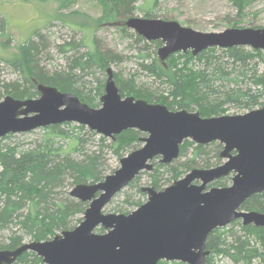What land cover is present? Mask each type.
Instances as JSON below:
<instances>
[{"label":"water","instance_id":"1","mask_svg":"<svg viewBox=\"0 0 264 264\" xmlns=\"http://www.w3.org/2000/svg\"><path fill=\"white\" fill-rule=\"evenodd\" d=\"M125 24L147 41L161 40V60L178 52L192 51L196 56L210 48L264 50V28L200 32L175 20L148 17H131ZM106 72L99 108L42 84L37 98L8 95L0 101V138L64 123L84 125L112 139L128 129L147 133L140 139L144 145L122 157L114 173L72 189L73 198L89 202L78 226L49 240L0 249V264H13L26 251L35 252L45 264H207L208 236L217 228L235 220L264 227V212L242 209L253 194H264V108L209 118L198 111H173L164 104L122 97L112 68ZM187 139L202 145L218 141L225 161L216 167L193 168L163 190L144 187L147 201L128 214L104 213L136 176L154 169L155 158L163 164L175 161ZM230 174V186L208 188ZM98 227L106 232L98 233Z\"/></svg>","mask_w":264,"mask_h":264},{"label":"trees","instance_id":"2","mask_svg":"<svg viewBox=\"0 0 264 264\" xmlns=\"http://www.w3.org/2000/svg\"><path fill=\"white\" fill-rule=\"evenodd\" d=\"M60 8L72 7L75 0H58ZM102 8V15L90 18L74 11L76 19L68 20L74 29L82 30L90 26L97 27L106 22L120 21L121 18L134 17L136 10L145 12V17L153 16V9L159 0H97ZM142 1V2H141ZM141 2V4H139ZM242 12L250 0H233ZM58 19L63 20L61 14ZM78 19V20H77ZM88 19V20H87ZM125 23V22H124ZM125 29V28H124ZM6 20L0 18V35H5ZM7 34V33H6ZM37 37V38H36ZM139 39H143L138 35ZM11 36L9 35L7 44ZM156 56L144 65V71L157 86L151 88L140 85L136 79H124L114 73L122 97L133 96L149 103L164 104L173 110H198L202 117L218 116L225 105H234L248 111L264 108V50L247 47L227 49L210 48L198 55L192 51L178 52L166 60L158 56L162 42L154 41ZM83 39L78 42L66 41L57 46L58 51L66 56L64 69L48 68L41 61V56L49 47L44 36L36 30L25 42L17 47L11 58L0 59L7 62L19 74L17 80L6 82L0 79V96L9 94L16 99H31L40 95L38 85L54 86L60 91L73 93L90 107L100 104L105 84L85 78L93 72H104L119 55L111 50H102L98 44L88 46L85 53L80 48L87 47ZM121 59V58H120ZM1 70V67H0ZM107 73V72H106ZM221 116V115H220ZM69 123L44 127L42 138L28 148L18 145H4L0 139V234L9 231L6 242H0V249H15L23 244L25 237L35 241H44L56 232L71 230L76 227L73 219L77 214H84L87 203L69 196L67 186L93 184L102 181L108 170L107 154L124 157L139 142L138 130L128 129L110 140L84 125L78 128ZM78 129V131H77ZM82 130L96 143L94 149L85 151ZM13 134L6 135V138ZM69 140L68 146L63 144ZM222 144H196L185 140L180 148L178 159L191 156L175 165L157 163V168L150 173L151 186L160 190L164 182L180 176L197 166L211 168L220 160ZM212 159H215L212 161ZM166 171V172H164ZM168 176L165 178L164 174ZM224 178L216 181L220 183ZM137 176L127 186L125 203L140 206L144 196V186ZM225 187L224 185H219ZM244 210L264 212V194H253L243 206ZM127 208L120 213L127 214ZM232 227L217 228L207 240L210 255L207 264H215L214 259L227 257L234 264H264V227L243 226L240 220L232 222ZM234 225H239L241 234L235 232ZM49 240V239H48ZM13 264H44L43 259L33 251L24 252ZM158 264H186L178 261H160Z\"/></svg>","mask_w":264,"mask_h":264},{"label":"rangeland","instance_id":"3","mask_svg":"<svg viewBox=\"0 0 264 264\" xmlns=\"http://www.w3.org/2000/svg\"><path fill=\"white\" fill-rule=\"evenodd\" d=\"M141 2L139 4H141ZM154 8L155 9L152 11L153 16L148 18L175 20L184 26L190 27L200 32H221L227 28H264V0H250L249 4L242 12L234 4L233 0H159L158 5ZM74 11L80 12L81 15L84 14L90 18H98L102 15V8L98 4L97 0H75V2L72 4V7L69 8H60V3L58 0H0V18L4 17L6 20L5 35H0V59L11 58L17 51V47L21 43L25 42L30 36H32L36 30H39L49 45L47 51L45 52L48 53V55L45 56L43 54L41 56L42 63L48 68H66V56L58 51L57 46L59 44L65 43L66 41L74 40L78 42L80 39H83L85 44L88 46L94 45V43H96L102 50H111L112 52L119 55L121 59L119 58L117 61L111 62L108 66L112 68L114 73H118L124 79H136L140 85L142 84L151 88H156L157 85L152 82L154 78H151L149 74L144 71V65L148 62H151V60H153V58L156 56L155 50H157V48H155L154 41H147L142 36L141 37L143 39H139V34L125 25L124 22H126V18H121L119 19L120 21L111 23L104 22L97 27L92 25L82 30H78L77 28L74 29L70 24L67 23L68 20L73 21V19L76 22ZM58 14H61L63 17H65V19H58ZM134 17H145V12L138 9L134 12ZM9 35L11 36V39L6 45L3 44L7 41ZM88 46L80 48V53H85L88 51ZM0 67L1 80L9 82L10 80H17L20 78L19 74L14 70V68H11L7 62L0 60ZM93 73L94 75L89 77L85 76V78L95 81V85L98 81L99 83L105 84L107 80L106 70L104 72L95 71ZM7 95L9 94L0 96V101H3ZM100 106L101 103L95 108H99ZM173 111L176 110L173 109ZM246 112H248V110L229 104L225 105L224 109L219 112V114L221 116L239 115ZM211 117L217 116L213 115ZM69 124L75 128L80 126L77 123ZM85 128L89 129L86 126ZM82 133L84 135V150L87 151L97 148L95 140L88 137L86 130H82ZM138 134L139 142L135 143L136 145L132 149H129V151H125V153H123L124 156L136 149L141 148L144 145V142H141L140 139L146 137L147 133L138 131ZM43 135L44 128H39L27 133H15L9 138H6L5 136L0 139L4 145H18L19 148H28L32 144L38 142ZM95 137L96 139H99L100 134ZM110 140L111 138L108 139V141H105V143L109 144ZM69 142V140H64L62 143L65 144V147L66 145L68 146ZM212 143L216 144L219 142L215 141ZM222 148L219 150L221 151ZM104 151L107 154L106 162L109 165L106 172L107 176L114 173L120 167V159L122 157L113 155L107 145L104 147ZM190 156L191 153L188 154L187 158ZM178 158L173 162L174 165L175 162L177 163V161L183 162L187 159L186 157L181 159ZM159 159L160 158H156L152 162L154 164L160 163ZM213 160L215 159H212V161ZM224 161L225 159L220 157V160L210 167L221 165ZM156 168L157 165H154V169L152 171H142L138 175L140 177V185L144 187L151 186L150 173ZM196 168H200V166H197ZM188 172H182L180 176L176 177L175 179L164 182V185L160 190L170 186L174 181L184 177ZM167 176L168 174L165 173L164 177L166 178ZM232 176L233 174L223 177L224 179L220 181V183H216L215 181L209 184L208 188L211 186L220 187L219 185L230 186L232 184ZM74 187L75 186L66 187L69 196H71L70 192ZM125 192H128L127 187L116 194L110 203L105 206L103 210L104 213L119 214L122 208H127V214L136 210L138 206H130L125 203ZM131 193H134L133 195L136 194V198H140L142 204L148 199V194L146 192L144 196L137 194L136 191H131ZM84 203H87V207L89 206V202ZM83 218L84 214H77L73 219V225H79ZM240 222L242 223V220H240ZM232 224L233 223L227 227H232ZM233 229L235 232L241 234L239 225H234ZM96 231L98 233L106 232V230L103 228L101 229V227H98ZM8 233L9 231H5L4 233L0 234V242H6ZM60 233L61 232H56V235ZM54 236H51L48 239H52ZM31 241L35 240H32L30 237H25L23 243H28ZM214 263L234 264L227 257L215 258ZM253 264L260 263L255 261Z\"/></svg>","mask_w":264,"mask_h":264}]
</instances>
